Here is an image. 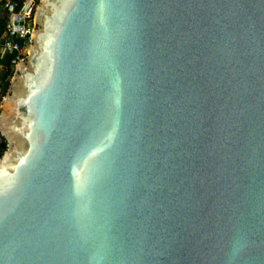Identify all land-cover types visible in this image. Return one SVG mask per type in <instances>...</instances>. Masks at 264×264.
Wrapping results in <instances>:
<instances>
[{
    "label": "water",
    "instance_id": "95a60500",
    "mask_svg": "<svg viewBox=\"0 0 264 264\" xmlns=\"http://www.w3.org/2000/svg\"><path fill=\"white\" fill-rule=\"evenodd\" d=\"M31 21L0 264H264V0H37Z\"/></svg>",
    "mask_w": 264,
    "mask_h": 264
},
{
    "label": "built area",
    "instance_id": "2783aa9c",
    "mask_svg": "<svg viewBox=\"0 0 264 264\" xmlns=\"http://www.w3.org/2000/svg\"><path fill=\"white\" fill-rule=\"evenodd\" d=\"M35 5L36 0H10L4 4V9L8 13V22L0 35V47L5 51L14 52L10 60L12 68L25 54L29 34L33 28L31 17ZM15 33L18 34V37L15 36ZM5 96L6 94L1 92L0 86V107ZM1 143L0 140V145Z\"/></svg>",
    "mask_w": 264,
    "mask_h": 264
},
{
    "label": "trees",
    "instance_id": "16d2710c",
    "mask_svg": "<svg viewBox=\"0 0 264 264\" xmlns=\"http://www.w3.org/2000/svg\"><path fill=\"white\" fill-rule=\"evenodd\" d=\"M3 4H4V2L0 3V6H2ZM7 22H8V14H7L6 10H0V35L4 31ZM16 40H18V38H16ZM13 54H14L13 51H6V53H4V55H2L0 57V61L5 66V69L0 74L1 92L4 95L7 94L9 80H10V77H11L12 72H13V68H12L11 62H10ZM0 146H1L0 147V155H1L5 149H4L2 143Z\"/></svg>",
    "mask_w": 264,
    "mask_h": 264
},
{
    "label": "crops",
    "instance_id": "0c3cea01",
    "mask_svg": "<svg viewBox=\"0 0 264 264\" xmlns=\"http://www.w3.org/2000/svg\"><path fill=\"white\" fill-rule=\"evenodd\" d=\"M8 1H10V0H0V3H2V2H4V4L6 3V2H8ZM4 4L2 5V6H0V10H5L4 9ZM8 14V13H7ZM0 57L2 56V55H4V53H6V51L4 50V49H2L1 47H0ZM5 69V66L3 65V63L0 61V74L3 72V70Z\"/></svg>",
    "mask_w": 264,
    "mask_h": 264
}]
</instances>
